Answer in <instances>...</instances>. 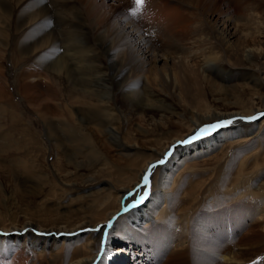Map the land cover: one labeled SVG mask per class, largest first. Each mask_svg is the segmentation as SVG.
Listing matches in <instances>:
<instances>
[{
	"label": "rangeland",
	"instance_id": "obj_1",
	"mask_svg": "<svg viewBox=\"0 0 264 264\" xmlns=\"http://www.w3.org/2000/svg\"><path fill=\"white\" fill-rule=\"evenodd\" d=\"M28 1L32 2L30 7L35 11L38 7H32L35 0ZM37 1L41 6L52 4L49 0ZM116 1L73 0L69 5L54 1L57 12L52 20L41 18L35 23H28L29 28L37 25L34 31L28 32L29 35L37 31L36 35L43 38L53 36L49 39L53 48L52 61H62L64 51L74 58L73 65H66L65 62L57 66L51 63L41 66L39 63L48 59L47 49L20 55L15 48L17 43L26 40V30L17 29L10 20V25H3L2 20L0 131L19 133L23 137H30L28 133H31L32 139L36 140L35 147L33 141L31 145L39 157L51 163L56 161L57 165L66 164V158L53 147V143L43 139L42 134L72 128L91 132L95 152L83 162L84 177L108 181L109 184L103 185L105 193L112 191L116 195L119 192L116 187H132L123 197L129 206L132 198L136 200L140 197L138 194H143L141 188L133 187L138 178L133 177L130 168L133 164L144 162L150 154H159L172 138L183 136L195 126L197 119L189 117L185 111L187 106H199L216 113L243 111L248 114L249 109L258 102L257 107L264 109V0H143L139 5L136 0ZM24 2L18 7L21 10L26 7ZM9 7L13 11L18 9ZM4 16L7 18L6 14ZM188 19H191L190 22ZM58 20L62 23L56 25ZM58 28L62 31V37L56 35ZM219 28L221 34L216 32ZM228 30L235 33L229 46L231 48H226L227 38L224 35ZM243 30H250V34L245 36ZM138 45L142 46L140 53ZM65 46L71 48L64 49ZM250 46H256L257 54L248 63L245 53ZM120 51L123 52V61L111 60L109 64V53L116 55ZM144 55L150 56L147 57L149 61L144 59ZM156 55H161V60H155ZM206 56L220 62L226 61V64H214L209 72ZM141 58L144 60L142 65L137 61ZM232 65L238 67L237 72ZM122 66H126L127 71L117 70ZM168 69L180 72V83L168 78L165 74ZM216 69L219 76L215 74ZM231 70L234 77L230 76ZM105 73L109 74L107 81L104 82L102 77L96 78ZM246 74L255 77L256 83H247L244 78ZM93 76L95 78H91ZM135 79H138L139 85L133 91L135 89L137 95H142L144 103L131 101L127 97L130 82ZM86 92H92L93 96L88 97ZM145 104L151 107L146 109V106H142ZM263 118L257 120V125L261 124ZM251 127L247 125L243 129L246 131ZM242 138L231 140L235 145L231 151H237L239 156L247 152L244 156H248L261 146L264 135L259 134L251 140ZM122 143L134 145L137 150L126 156ZM261 154L257 161L253 160L245 167L246 171L251 172L246 174L253 180L250 179L252 189L235 187L232 180L229 182L232 191L223 193L217 186L213 199L205 197L204 189L196 190L195 200L198 204L189 202L188 209L198 211L197 222L189 225L187 218L184 224L182 222L183 230L190 227V234L185 232L182 235V230L172 226L162 228L158 236L164 244L165 254L154 264H174L173 249L181 247L183 241L186 250L180 262L264 264V152ZM191 160L181 175L189 184L199 185L216 180L219 175L229 172L230 168L233 172L238 171L234 157L233 161L219 160L216 164L213 160ZM72 166L62 169V174L68 171L65 178L68 183L74 180L79 182L83 178L72 172L69 176ZM156 176L154 173L150 181L155 183ZM0 180L10 188L7 191L12 189L9 175L0 172ZM140 185L145 188L143 181ZM51 187L53 190L55 186ZM43 198H36L41 206L37 205V208H45ZM78 200L77 193L71 195L66 190L61 198L62 206L52 207L49 204L50 214H56L58 210L69 216L81 214L77 209L81 203ZM107 206L98 207L95 211L109 212L111 208ZM128 223L134 226L132 222ZM45 235L41 233V236ZM139 236L140 242L152 241L142 233ZM225 254L227 259L223 258ZM177 260L178 257H175L174 262Z\"/></svg>",
	"mask_w": 264,
	"mask_h": 264
},
{
	"label": "bare ground",
	"instance_id": "obj_2",
	"mask_svg": "<svg viewBox=\"0 0 264 264\" xmlns=\"http://www.w3.org/2000/svg\"><path fill=\"white\" fill-rule=\"evenodd\" d=\"M54 1L65 2L66 5H69L73 0H49L53 5L47 1L46 3H49V5L43 6L40 5V2L35 0L36 3L32 6L34 9L38 6L35 11L30 7L31 1L0 0V23L4 19L3 25H10L11 23L8 21L10 20V22L13 21L12 23L15 24L14 26L17 29L26 30V40L17 43L15 48L16 52L20 55L21 53L24 55L29 51L42 52L47 49L46 52L49 51L47 52L48 59H43L44 61L39 63L41 66H45L48 63L57 66L65 62L66 65H73L75 63L74 58L70 57L71 55L69 53H64V51H62V55H64L62 61L51 60L53 48H51L52 44L49 39L50 37L53 38V36H46V38H43L36 35L38 34L37 31L33 32V35L28 34V32H32L37 28V25H33L29 28L28 23H35L41 18H50V20H52V17L57 12V5L53 3ZM23 2L24 4L26 3V7L21 10V8L18 7ZM9 5L17 7L18 9L13 11ZM5 14L7 18H5ZM192 15L194 17L196 16L194 13H192ZM190 20L191 19H188L189 22ZM26 21L28 22L26 23ZM61 23L62 21L58 20L56 25ZM173 26L175 27V23ZM129 28L128 32L131 31V27ZM216 32L217 34L222 33L220 28ZM242 33L245 36L249 35L250 30H243ZM56 35L58 37L63 36L59 28L56 30ZM234 35V32L229 30L226 31L224 35L227 38L226 48H231L229 46L232 43ZM0 40L3 41V39ZM4 44H6L5 41ZM255 47L250 46L247 48L245 53L246 62L251 63L253 57L257 54ZM65 48L68 49L71 47L65 46L64 49ZM141 50L142 46L139 47L138 45V53H140ZM226 51L229 50L226 49ZM117 53L118 54L115 53L116 55L111 54V52L109 53V64H111V60L123 61V52L120 51ZM129 55L131 56V54ZM144 56L146 60L149 59L147 57H150L149 55ZM161 57V55H156L155 60L159 61ZM206 59V63L210 65V67H208L209 72L212 71L211 67H213L214 64L219 65L223 62L226 64V61L220 62L211 56H206ZM137 61L141 65L144 63L143 58ZM165 63H167V61ZM118 64L119 63H117V65ZM154 67L157 68V65H154ZM166 67L167 66H165V68ZM232 67L234 66L232 65ZM234 68V71L237 72L236 69H238V67L235 65ZM117 70L124 72L127 71V67L122 66V68ZM220 71L218 70V72ZM231 72L232 74L230 76L234 77L233 70H231ZM165 74L168 75V78L170 77L174 80V83L181 82V78H179L180 72L178 70L171 71V69H168ZM215 74H217V69ZM105 75L100 74L99 76L97 75L96 78L102 77L105 82L109 79V74L105 73ZM217 75L219 76L220 74L218 73ZM91 78L95 77L93 76ZM244 78L247 83L256 81L255 77L251 75L248 76L246 74ZM137 80L138 79H135L130 82V94H128L127 97L131 101L139 100V102H143L144 99L142 95H137L135 89L133 91V88L136 86L138 89L139 84H137ZM86 83L88 85L90 84L88 79H86ZM86 93L88 97L93 96L91 95L92 92ZM257 105L258 102L249 109L248 114L243 111H232L230 114L216 113L199 106H187L185 111L189 114V117L197 119L195 126L191 127L183 136L180 135L178 138H172L171 142H168L159 154H150L144 162L133 164L130 168L133 177L138 178V181L133 184V187L141 188L143 192L144 190L148 191L149 195L147 199L140 204H137L139 198L136 200L132 198V202L129 203V206H127L123 197L132 190V187L129 188L127 185L118 186L116 188L119 192L117 190L118 194L116 195L113 194L112 191L105 193L106 188L103 185L109 184L108 181L102 178H99V180H90L84 177L83 162L87 156L95 152L94 135H92L91 132L74 130L72 128V130L66 129L67 131L64 132L42 134V138L53 143V147L58 149V151L60 150L66 158L64 161L66 164L57 165L56 161L51 163L39 157L38 153L31 145L33 141L32 143L35 147L34 143L36 141L35 138L32 139L33 135L31 133H28L30 134V137H28L29 135L23 132L26 135L23 137L22 135H18L19 133L0 131V172L1 174L9 175L11 179L9 185L12 186V189L7 191V188H9L7 187L8 185L0 180V264H154L158 262L159 258L165 254L164 244L161 237L158 236L159 231L162 228L172 226L182 230V235H184L185 232L188 234L190 227L189 230H183L182 222L184 224L186 218L187 224L189 223V225L197 222V209V212H192L193 210L191 211L188 209L189 202L198 204L195 200L197 189H204L205 197L209 199L215 198L213 194L216 193L217 186L223 193L232 191L233 188L229 184L232 180L235 181V187H245L246 190H250L251 178H249L246 173L251 174V172L246 171L245 167L251 164L253 160L257 161V158L262 155L261 153L264 152V140L260 142L262 143L261 146L248 156H244L247 152H242L239 156L237 151H231L232 147L235 146L234 141L231 140L238 137L251 140L259 134L264 135V118L261 124L257 125V120L263 117L260 114L264 113V109L258 108ZM142 106H146V109L151 107L150 104ZM142 109L144 108L142 107ZM253 116H256L257 119H247ZM225 120H231L233 123L217 129L213 134L202 137L192 143H181L193 136L198 129L204 127L203 125ZM247 125H251L252 127L250 130L245 131L243 127ZM65 128L63 127V129ZM121 147L122 150L125 151L126 156H130L137 150L136 146L128 143H122ZM169 152H171V155H167ZM137 154L138 153H136L135 156ZM233 157L234 160H237V164L234 163L237 165L236 167H238L237 172H233L230 168L229 172L226 171V174L219 175V178L216 180L213 179L208 183L203 182L199 185L197 183L189 184L185 181V177H181L191 159L201 160V162L213 160L216 164L219 160L227 162L232 159L231 161H233ZM161 159L165 161L163 164L158 163ZM72 160L74 161L72 162ZM70 165L74 166H72L73 169L69 171V176L71 172L75 173V175H81L83 178L79 180V182L74 180L75 182L68 183V179H65L68 177V171L62 174L64 166ZM152 165H155V167L152 168L151 174L149 175V185L147 188L145 186H143L145 188H142L140 184L143 181V177L148 173ZM154 173L157 174L155 183L150 181ZM52 185L55 186L53 190L51 187ZM66 190H68V193L71 195L72 193H77L78 201L81 202L80 207L77 209L80 210L79 212L81 214L69 216L67 215L68 213H62L59 210L56 214H50L49 204H51L52 207L55 205H57V207L62 206L61 198ZM139 195L141 194H138V196ZM41 196L44 197L42 201L43 205H46L44 209L40 208L39 201H36L38 200L36 198ZM124 204H126V207ZM37 205L40 207L37 208ZM107 205L111 208L109 212L101 211V214L95 211L98 207L100 208L101 206ZM133 205H136L135 207L137 208L133 207ZM145 206H147V208ZM125 208H127V211H125ZM95 212H97V214H95ZM190 214L193 217H191ZM110 221L111 227L109 228L107 225ZM129 221L132 222L134 226L128 223ZM117 224L120 225L117 226ZM41 233L42 235H47L41 236ZM140 233H142V235L144 234V236L146 235V237H149L152 241L142 240V242H140ZM183 244L186 243L183 241V243L180 244L181 247L176 246L177 248L173 249V263L194 264L193 261H190L191 263H188V260L179 261L186 250ZM175 257H178L176 263L174 262ZM227 257V254L223 255L224 259H227ZM196 264L200 263L198 262Z\"/></svg>",
	"mask_w": 264,
	"mask_h": 264
},
{
	"label": "snow or ice",
	"instance_id": "obj_3",
	"mask_svg": "<svg viewBox=\"0 0 264 264\" xmlns=\"http://www.w3.org/2000/svg\"><path fill=\"white\" fill-rule=\"evenodd\" d=\"M136 3L139 5V4H142L143 3V0H136ZM261 116H264V113H261L260 114ZM247 119L249 120H255L257 119L256 116H253V117H248ZM233 121L231 120H225V121H218V122H215V123H212V124H209V125H206L200 129H198L194 134L193 136L189 137L186 141H183L181 143H192L196 140H199L201 139L202 137H206L208 135H211L213 134L217 129H220V128H223V127H226L230 124H232ZM167 155H171V152L167 153ZM165 161L163 159H161L158 163L159 164H163ZM155 165H152L150 166L149 170H148V173L145 174V176L143 177V183L145 185V187L147 188L148 185H149V175L151 174V170L152 168H154ZM149 193L148 191H144L142 195H140L139 197V200L137 201V204H140L142 203L143 201H145L148 197ZM136 205H133V207H135ZM125 211H127V208H125ZM107 227H111V221L109 222V224L107 225Z\"/></svg>",
	"mask_w": 264,
	"mask_h": 264
}]
</instances>
